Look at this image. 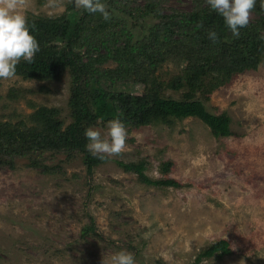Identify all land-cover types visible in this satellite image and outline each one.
Returning <instances> with one entry per match:
<instances>
[{
	"label": "rangeland",
	"instance_id": "obj_1",
	"mask_svg": "<svg viewBox=\"0 0 264 264\" xmlns=\"http://www.w3.org/2000/svg\"><path fill=\"white\" fill-rule=\"evenodd\" d=\"M195 1L162 0V13L189 12ZM102 2L113 10L120 33L132 24L123 25ZM127 2L136 8L145 0ZM70 5L78 10L74 0H19L16 11L25 18L58 17V25L68 21L71 30L77 20ZM200 5L207 6L206 0ZM257 18L251 11L249 22ZM141 25L147 34L152 21ZM100 66L116 64L106 60ZM176 66L167 63L154 73L167 83ZM70 89L68 72L53 81L0 79V122H26L47 106L60 109L68 125ZM113 89L142 91L131 77ZM9 92L19 93L12 100ZM164 94L179 97L171 89ZM202 100L209 112L229 116L228 137H214L202 121L188 117L126 127L122 153L90 173L82 154L64 152H44L38 159L43 166L26 156L14 157L13 167L0 165V264H107L121 250L132 253L136 264H264V60ZM93 127L107 134V122ZM117 161H143L150 178L163 177L160 165L171 161L168 176L179 184L146 185ZM222 239L230 243V254L207 253Z\"/></svg>",
	"mask_w": 264,
	"mask_h": 264
},
{
	"label": "trees",
	"instance_id": "obj_2",
	"mask_svg": "<svg viewBox=\"0 0 264 264\" xmlns=\"http://www.w3.org/2000/svg\"><path fill=\"white\" fill-rule=\"evenodd\" d=\"M107 1L123 25L132 21L121 33L115 29L112 16L106 21L99 13L74 10L72 5L68 10L76 13L77 23L71 30L68 21L60 27L58 17L26 16L30 34L37 39L40 51L31 64L21 59L15 75L53 81L68 72L71 89L67 107L71 122L65 125L60 109L47 106H39L26 122H0V165L13 167L14 157L26 156L31 157L33 165L43 166L38 159H43L44 152H64L70 157L82 154L90 173L107 158L98 159L86 150L84 131L116 118L125 127L136 130L195 117L214 137L231 134L229 116L209 112L202 99H208L238 74L256 69L264 60V39L260 38L264 35V0H256L252 11L258 18L240 29L238 38L225 26L222 17L208 5H200L203 0H196V7L189 12L173 10L166 14L162 13V0H145L143 6L136 8L127 0ZM142 17L152 21L147 34L143 32ZM210 30L218 34L215 42L208 38ZM132 33H136L135 38ZM106 60L116 66L101 68ZM167 63L177 65V71L164 83L154 72ZM129 77L142 88L141 92L113 89L116 81ZM167 89L177 92L179 97L165 95ZM18 93L9 92L7 96L14 100ZM117 164L124 171L135 172L146 185L179 184L168 176L171 161L161 163L163 177L159 178L145 174L143 161H117ZM215 252L230 254V243L222 239L207 253Z\"/></svg>",
	"mask_w": 264,
	"mask_h": 264
},
{
	"label": "clouds",
	"instance_id": "obj_3",
	"mask_svg": "<svg viewBox=\"0 0 264 264\" xmlns=\"http://www.w3.org/2000/svg\"><path fill=\"white\" fill-rule=\"evenodd\" d=\"M18 3L19 0H0V79L14 77L17 63L23 59L31 64L40 51L37 39L30 34L26 18L16 11ZM206 3L210 10L222 17L232 35L238 38L240 29L249 23L256 0H206ZM74 5L91 14L99 13L106 21L110 19V11L102 0H74ZM208 38L215 42L219 37L217 32L210 30ZM260 38L264 39V35ZM84 136L87 140L86 150L104 160L119 155L125 149L127 129L116 118L107 122L106 135L99 128L88 127ZM107 264H136V260L132 253L121 250L112 254Z\"/></svg>",
	"mask_w": 264,
	"mask_h": 264
}]
</instances>
